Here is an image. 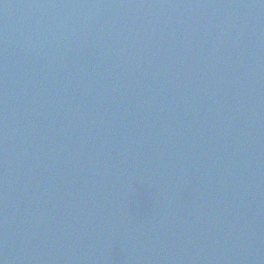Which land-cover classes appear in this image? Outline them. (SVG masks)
I'll list each match as a JSON object with an SVG mask.
<instances>
[{
	"label": "water",
	"instance_id": "obj_1",
	"mask_svg": "<svg viewBox=\"0 0 264 264\" xmlns=\"http://www.w3.org/2000/svg\"><path fill=\"white\" fill-rule=\"evenodd\" d=\"M0 264H264V0H0Z\"/></svg>",
	"mask_w": 264,
	"mask_h": 264
}]
</instances>
